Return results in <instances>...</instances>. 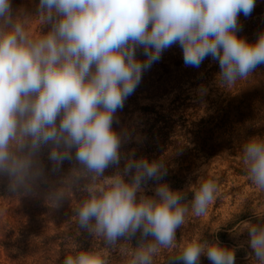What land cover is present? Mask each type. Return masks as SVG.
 <instances>
[{"label": "clouds", "instance_id": "1", "mask_svg": "<svg viewBox=\"0 0 264 264\" xmlns=\"http://www.w3.org/2000/svg\"><path fill=\"white\" fill-rule=\"evenodd\" d=\"M256 0H39L38 18L50 24L47 34L33 35L28 16H13L11 0H0V174L13 193L27 194L44 176L40 150L51 145L53 171L64 160L80 165L52 188L51 208L73 195L86 181L87 194L74 206L76 221L103 243L83 250L74 244L63 264H111L119 247L126 264H153L161 249L174 248L176 231L191 212L206 213L218 192L210 176L200 175L194 193L172 190L167 183L143 194L142 182L166 175L163 160L129 157L123 173L104 176L121 159V136L113 118L142 79V73L179 43L186 66L218 60V84L230 88L264 64V32L254 43L238 37V15L250 16ZM142 47L146 59L136 51ZM206 92V89H201ZM59 117V123L57 118ZM242 161L255 188L264 191V139L242 146ZM131 181L125 175L132 172ZM138 193L139 198L137 196ZM250 247L264 264V224L249 223ZM141 233L136 247L131 237ZM151 237V239H147ZM121 238L124 242L120 243ZM206 254L212 264H235L234 251L199 236L186 241L176 256L199 264Z\"/></svg>", "mask_w": 264, "mask_h": 264}, {"label": "trees", "instance_id": "2", "mask_svg": "<svg viewBox=\"0 0 264 264\" xmlns=\"http://www.w3.org/2000/svg\"><path fill=\"white\" fill-rule=\"evenodd\" d=\"M11 4L14 17L26 15L28 19L39 20V0H11ZM260 9V5H255L248 17L240 13L244 19L239 22L237 36L249 43H254L264 32ZM40 29L48 32L51 25L40 23ZM136 57L141 62L146 59L142 47L137 49ZM220 71L218 60L211 56L198 68L186 66L179 43L163 51L161 59L142 73L141 82L113 118V130L119 134L125 117L136 113L141 143L118 165H110L103 175L123 173L129 157L149 162L163 160L166 175L161 180L148 179L142 185L167 183L172 190L186 193V201H189L192 193L183 189L197 160L212 158L224 150L242 157L245 142L254 137L263 139L264 64L230 88L219 86ZM200 88L207 90L202 93L197 91ZM190 144L193 147H189ZM50 150V144L41 148L39 156L44 176L27 194L10 191L9 178L0 174V264H63L66 255L72 254L74 244L83 250L103 248L99 239L90 242L91 233L81 228L75 218L74 206L87 195L82 190L86 181L74 185L73 195L63 199L58 207L48 205V192L59 187L71 169L80 167L74 159L73 148V159L64 160L60 168L53 171ZM133 175L134 169L125 175L126 181L130 182ZM225 233L218 232L212 243L218 241L222 247L232 250ZM140 240L138 231L131 237L129 249L136 247ZM178 254L176 249L166 253L162 264H184L176 259ZM234 254L235 264H243L240 252ZM110 256L111 264H126L130 258L114 251Z\"/></svg>", "mask_w": 264, "mask_h": 264}, {"label": "rangeland", "instance_id": "3", "mask_svg": "<svg viewBox=\"0 0 264 264\" xmlns=\"http://www.w3.org/2000/svg\"><path fill=\"white\" fill-rule=\"evenodd\" d=\"M255 5L261 6L260 16H264V0H256ZM237 19L239 23L244 17L239 14ZM27 27L33 35L47 34V32H43L40 29V21L38 19H28ZM201 89H197V91H201ZM139 129L140 125H138L136 113L125 117L119 132L121 136L120 160H125L126 156L141 143ZM189 147H193V145L190 144ZM236 170L244 171L240 173L236 172ZM201 174L214 178L218 184V192L214 201L208 206L206 213L202 216H195L189 212L185 218L184 225L176 231V246L174 248L161 249L159 254L154 257L153 264H162L165 254L173 249H176L177 253L180 254L185 242L195 236L212 243L218 232H226L225 240L229 242V247L234 252H240L243 264H257L254 250L250 247V235L247 227L249 223L264 224V191L257 190L249 180L241 155H231L228 150H224L212 158H200L197 160L196 166L190 173L188 183L183 191L190 190L194 183H197ZM159 184L141 185L144 189L143 194L154 196L155 188ZM191 193L192 199L194 193L192 191ZM140 194H137L138 198ZM90 236V242L93 240L98 241L93 234ZM119 242L123 243L124 238H121ZM114 252L115 254H121L119 247ZM199 264H212V262L206 254H202Z\"/></svg>", "mask_w": 264, "mask_h": 264}]
</instances>
